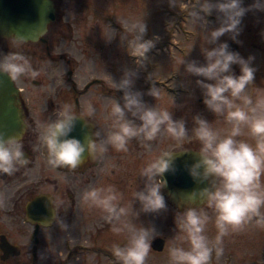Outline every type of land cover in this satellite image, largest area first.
Here are the masks:
<instances>
[{
    "label": "rangeland",
    "instance_id": "obj_1",
    "mask_svg": "<svg viewBox=\"0 0 264 264\" xmlns=\"http://www.w3.org/2000/svg\"><path fill=\"white\" fill-rule=\"evenodd\" d=\"M253 2L243 0V6L248 7ZM195 3L196 0H175V6L170 8L168 0H83L82 4L87 8L80 6L69 13L75 20L48 25V32L43 36L49 41V54L44 51V44L41 43L0 40V59L13 53L22 54L30 61L33 70L39 73L35 79L25 75L14 83L16 87L23 88L20 97L25 100L28 117L41 134V125L53 121V117L48 118V114L60 111V99L66 97L60 90L64 89L67 98L71 99L73 92L70 90L68 93V87L72 83L64 80L71 77L77 89L87 80L93 81L91 90L96 100L94 103L84 99L85 108L88 103L93 105L96 109L93 117L99 123V131L102 126V136H108L113 131L110 115L112 103L119 101L123 104V93L117 91L115 84L126 70L138 73L134 91L143 92L145 87L158 90V97L150 96L146 91L143 98L145 103L157 110L169 111L174 119L184 120L188 131L187 138L181 142L173 139L166 131H162L154 141L133 138L129 141L127 156H106L103 168L97 172V182H93V185L96 183L95 188L113 186L121 197L119 206L130 207L131 215L122 217L120 222H110L107 213L83 201V193L86 191L83 190L73 230L43 231L37 257L32 260L29 253L32 243L28 240L27 231H22L21 217H18V228L11 230V236L27 249L22 251L19 258L0 261V264H122L113 249L115 245H127L128 233L124 231L117 234L113 232V226H121L125 222L134 224L138 229H149L150 241L158 237L164 239L163 250L159 252L151 248L146 264H171L169 250L172 247L190 249L181 224L187 210H177L165 198L166 210L144 213L133 194L144 187L145 178L141 175L143 168L163 152L200 150L201 144L194 131L198 127L194 121L196 115L206 119L221 136L230 131L231 126L225 118L212 113L203 104L201 89L195 82L199 78L189 75L179 63L185 59L203 64L204 49L214 46L208 45L205 37L220 26L217 13L207 18V24L203 21L194 23L190 12ZM77 15L85 16V21H81ZM141 20L147 23L146 39L159 37L155 48L144 61L133 56L130 43L135 36L130 26ZM240 27L241 34L237 38L239 43L234 42L228 34L220 37L217 43H236L238 53L243 58H255V80L246 89V94L255 102L259 96H264V12H248ZM68 71L72 72V76L67 74ZM233 71L239 75V66L234 65ZM35 81L40 84L35 85ZM101 95L108 98L99 97ZM128 119L140 123L130 113ZM104 122L108 125L105 126ZM243 131L244 135L237 139L255 147L256 141L250 137L248 129L245 127ZM134 142L140 146H135ZM58 175L54 172L52 176L59 180ZM121 176L125 177L124 180L120 179ZM261 184L264 186V175L261 176ZM261 211L264 212V208ZM197 212L209 217L205 235L210 245L215 244L218 230L214 207L210 205ZM153 228L154 232L151 231ZM21 233L23 236H19ZM221 247L223 254L219 258L212 257L210 264H264V227L258 226L253 219L239 231L230 229Z\"/></svg>",
    "mask_w": 264,
    "mask_h": 264
},
{
    "label": "clouds",
    "instance_id": "obj_2",
    "mask_svg": "<svg viewBox=\"0 0 264 264\" xmlns=\"http://www.w3.org/2000/svg\"><path fill=\"white\" fill-rule=\"evenodd\" d=\"M168 4L170 8L174 7L175 0H168ZM250 11L264 12V0H254L248 7L243 6V0H196L190 12L194 23L203 21L205 24L208 23V17L217 13L220 26L205 37L208 45H214L204 49L202 55L206 63L185 59L179 63L189 75L199 78L195 82L201 89L206 108L223 116L231 127L227 135L221 136L206 119L199 115L194 117L198 125L194 130L195 136L201 147L195 152L197 161L188 171L194 180L207 181L209 186L198 192L193 191L190 196L206 197L214 207L218 234L214 246H210L205 235L209 217L189 208L181 224L190 249L172 247L169 250L171 264H210L214 250L217 258L223 254L221 245L230 229L239 231L253 219L258 226L264 227V212L261 211L264 208V186L261 184V176L264 175V96H259L254 102L246 94L247 87L255 80V58L249 56L245 59L238 52L229 50L228 43H217L226 34L239 43L237 38L241 34L242 20ZM130 28L135 33L130 42L133 56L140 57L141 61L147 60L148 53L155 48L159 37L145 38L148 32L145 20L132 23ZM18 39L22 42V38ZM234 65L239 66V75L234 73ZM0 74L9 76L13 81L25 75L33 79L39 75L33 70L30 61L18 53L0 59ZM137 78L138 73L126 70L115 84L117 91L123 93V104L119 101L112 103L110 115L113 131L99 145L91 136H85L84 141L70 137L77 121L83 119L68 104L59 111L57 119L42 124L41 140L47 149L48 163L54 168L75 169L81 164L86 152L104 153L108 145L116 151L127 152V145L133 138L154 141L162 131L178 142L184 141L188 136L185 121L174 119L169 111L157 110L145 103L144 93L133 90ZM147 94L159 96L155 88H150ZM86 112L91 117L95 115L96 109L88 103ZM129 113L140 123L128 119ZM83 126H86L85 122ZM245 127L256 141L255 147L237 139L244 135ZM175 159L174 152L166 151L143 168L141 175L145 178L144 187L133 194L142 212L159 213L167 209L162 193L167 181L163 177L165 173L174 172ZM27 163L28 157L19 140L0 132V174L13 175ZM120 198L113 186L92 188L83 193V201L107 213L110 222H120L122 217L132 214L130 207L119 206ZM3 205L4 197L0 194V207ZM63 228L67 230L68 225L63 224ZM124 231L128 233V243L125 247L115 245L114 255L122 264H146L151 250L150 230L143 227L138 229L130 222L113 226V232L117 234ZM151 231L154 232L155 228Z\"/></svg>",
    "mask_w": 264,
    "mask_h": 264
},
{
    "label": "flooded vegetation",
    "instance_id": "obj_3",
    "mask_svg": "<svg viewBox=\"0 0 264 264\" xmlns=\"http://www.w3.org/2000/svg\"><path fill=\"white\" fill-rule=\"evenodd\" d=\"M51 1L53 3L54 19L51 21L49 26L52 23L60 24L73 21L75 19L73 16L69 15L70 12L77 10L80 6L87 8V6L85 7V4H82L83 0ZM84 17L85 16L77 15V18H79L81 21H85ZM42 38L36 42L29 41L21 43L44 44V51L49 54V41L44 36ZM14 42L16 43V41ZM203 63H206V61L204 60ZM67 74L72 76L71 71H68ZM62 77L64 79V76ZM64 80L65 82L67 81L72 83L68 87V93H70L71 90L73 95L69 100L67 98V92H65L64 89L60 90V93L66 95L65 98L60 99V110L65 104L70 105L74 113L84 120H78V122H81L82 125L85 122L86 126H84V128L87 130L91 138L95 140L97 145H99L101 142L106 140L107 135L102 136L101 133L103 132V127L101 126V131H99L100 126L96 119L93 116L89 117L87 113L84 112V109H86L84 101L88 99L89 101L95 103L94 100H96V96L92 95L93 91L91 90L94 85L93 81L87 80L82 84L80 89H77L76 84L71 77ZM34 84L38 85L40 83L35 81ZM17 89L19 91V108L23 110V121L25 126L23 135L19 139V142L23 145V150L28 157V163L24 166H20L18 171H16L13 175L9 176L6 174H0V194H3L4 197V205L3 207H0L1 262H8L11 259H17L19 256H21L22 251L27 249L26 246L22 247L19 245V243L11 236V230H17L18 228L19 223L16 222L18 217H21V225L23 227L22 231H27L28 240H30L32 243L30 245L29 251L32 260L37 257L40 245V235L43 231L59 229L64 230L65 232H70L73 230L74 225L77 223L76 219L80 211L81 194L83 190L87 191L95 188L96 183L93 185V182L98 179L99 173L97 175V172L99 169L101 170L103 168L106 161V156L114 154L120 158L127 156L129 151V143L127 145V152L116 151L115 148H113L111 145H108L107 151L104 153H99L97 151L96 153L87 154L86 152V156L83 158L81 164L75 169H70L67 167H52L48 163L49 157L47 149L41 140L42 134L36 131L35 124L28 117L29 111L25 107V100L20 97V93H22L24 90L21 87H18ZM148 90L149 89L145 87V90L143 91L144 95L148 92ZM99 97L104 99L108 98L104 95ZM58 113L59 111L52 112L51 114H48V118L53 117L52 120L54 121L57 119ZM108 121H110V119ZM104 125L106 126L108 124L104 122ZM96 133L99 135H95ZM138 139L140 141L143 140L142 137H138ZM134 143L135 146H140L138 143ZM54 172L59 174V180L53 178L52 175ZM124 178V176H121L120 179L124 180ZM19 194L20 197H18ZM36 198L40 199L39 205L37 207H39L41 210H36L35 208V210H32L30 213H28L27 205ZM208 206H210V202L206 203L202 208L197 209L196 211ZM63 224L68 225L67 230L63 228ZM19 236H23V233L19 234ZM6 243H8L10 247L9 250H17L19 254L2 259V256L7 254V251L2 250V246H6ZM210 246H214V243H211ZM215 256L216 254L214 250L212 257Z\"/></svg>",
    "mask_w": 264,
    "mask_h": 264
},
{
    "label": "water",
    "instance_id": "obj_4",
    "mask_svg": "<svg viewBox=\"0 0 264 264\" xmlns=\"http://www.w3.org/2000/svg\"><path fill=\"white\" fill-rule=\"evenodd\" d=\"M53 3L51 0H0V39H12L16 42H36L46 32L48 25L53 21ZM229 50L238 52L236 43L229 42ZM18 89L14 86L11 78L0 74V132L6 136H15L18 140L22 137L24 126L23 110L19 108ZM84 141L85 136H90L81 122L76 123L75 129L69 134ZM176 156L174 161V172L164 174L163 179L167 181L166 187L162 189L163 195L168 202L178 210L200 209L208 199L206 197L192 198L190 193L199 191L209 184L207 181L194 180L189 174V167L198 159L196 150L184 149L172 151ZM187 152V153H180ZM86 156V153H85ZM39 198H36L27 205V212L41 210ZM34 212V211H33ZM2 246L7 254L2 256L6 259L9 256L18 255L17 250L11 251L8 243ZM164 247L163 238H155L151 241V248L154 251H162Z\"/></svg>",
    "mask_w": 264,
    "mask_h": 264
}]
</instances>
